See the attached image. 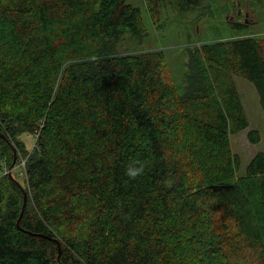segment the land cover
<instances>
[{"label": "trees", "instance_id": "1", "mask_svg": "<svg viewBox=\"0 0 264 264\" xmlns=\"http://www.w3.org/2000/svg\"><path fill=\"white\" fill-rule=\"evenodd\" d=\"M127 1L0 0V264H264V153L231 141L264 38L196 47L180 94L161 51L118 52L146 35Z\"/></svg>", "mask_w": 264, "mask_h": 264}, {"label": "rangeland", "instance_id": "2", "mask_svg": "<svg viewBox=\"0 0 264 264\" xmlns=\"http://www.w3.org/2000/svg\"><path fill=\"white\" fill-rule=\"evenodd\" d=\"M127 3L142 11L146 35L141 40L128 35L119 44L118 52L161 51L180 94L185 92L187 86L190 51L203 45L241 37L264 38V0L261 3L254 0H200L199 5L186 12L177 9L175 0H158L156 15L150 9L149 0H128ZM247 12L251 14L248 18L252 21L246 22ZM234 23L245 24L247 28L238 32ZM235 80L250 121V127L231 136L233 151L241 156L244 169L257 153H264V112L253 83L240 77ZM252 130L260 133L259 143L254 144L249 138ZM22 141L29 151L36 146L34 136L25 134ZM5 173H10L26 186L25 167L22 164L6 169Z\"/></svg>", "mask_w": 264, "mask_h": 264}, {"label": "clouds", "instance_id": "3", "mask_svg": "<svg viewBox=\"0 0 264 264\" xmlns=\"http://www.w3.org/2000/svg\"><path fill=\"white\" fill-rule=\"evenodd\" d=\"M143 172V166H130L127 169V175L132 178L135 179L138 175H140Z\"/></svg>", "mask_w": 264, "mask_h": 264}, {"label": "water", "instance_id": "4", "mask_svg": "<svg viewBox=\"0 0 264 264\" xmlns=\"http://www.w3.org/2000/svg\"><path fill=\"white\" fill-rule=\"evenodd\" d=\"M15 159H16V151H15ZM15 162H16V160H15ZM12 176V175H11ZM12 178H13V176H12ZM27 194H25V199H24V207L26 206V203H27ZM61 255V248L59 249V256Z\"/></svg>", "mask_w": 264, "mask_h": 264}, {"label": "flooded vegetation", "instance_id": "5", "mask_svg": "<svg viewBox=\"0 0 264 264\" xmlns=\"http://www.w3.org/2000/svg\"><path fill=\"white\" fill-rule=\"evenodd\" d=\"M245 16H246V22H248L249 20L252 21L251 19L248 18V17H251V14H250L249 12H247V13L245 14ZM247 18H248V19H247Z\"/></svg>", "mask_w": 264, "mask_h": 264}, {"label": "built area", "instance_id": "6", "mask_svg": "<svg viewBox=\"0 0 264 264\" xmlns=\"http://www.w3.org/2000/svg\"><path fill=\"white\" fill-rule=\"evenodd\" d=\"M22 165L25 167V161L22 162Z\"/></svg>", "mask_w": 264, "mask_h": 264}]
</instances>
